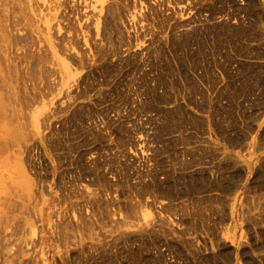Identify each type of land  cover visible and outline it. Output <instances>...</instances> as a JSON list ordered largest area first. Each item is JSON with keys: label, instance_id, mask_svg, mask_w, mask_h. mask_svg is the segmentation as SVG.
Here are the masks:
<instances>
[{"label": "rangeland", "instance_id": "374dc122", "mask_svg": "<svg viewBox=\"0 0 264 264\" xmlns=\"http://www.w3.org/2000/svg\"><path fill=\"white\" fill-rule=\"evenodd\" d=\"M0 264H264V0H0Z\"/></svg>", "mask_w": 264, "mask_h": 264}, {"label": "bare ground", "instance_id": "6f19581e", "mask_svg": "<svg viewBox=\"0 0 264 264\" xmlns=\"http://www.w3.org/2000/svg\"><path fill=\"white\" fill-rule=\"evenodd\" d=\"M226 100V99H225ZM189 101H191V98H190V100ZM188 101V104H190V102ZM192 101H193V99H192ZM191 101V102H192ZM227 101V100H226ZM230 100H228V102H229ZM202 105H204V103H202V102H200ZM230 103V102H229ZM242 104V103H241ZM186 106V105H185ZM189 107H190V105H188ZM230 115V114H229ZM209 116H211V118H213V119H217V117L215 116V115H213V114H211V115H209ZM231 116V115H230ZM190 117V116H189ZM219 118H224V117H221V116H218ZM190 118H192V117H190ZM194 118V117H193ZM196 119V118H195ZM187 120V119H186ZM188 121H189V119H188ZM190 122V121H189ZM196 122V121H195ZM193 123V122H192ZM194 125H196V126H192V127H197V123H193ZM232 126H234V124H233V122H223V125H221V126H218V127H215V131L217 132V133H220V132H223V133H225L226 134V132L227 133H234V135H237V133H239L240 132V130L238 129V128H240V127H236L235 126V128H237V130H233V129H231L230 130V128L232 127ZM195 129V128H194ZM241 129V128H240ZM24 191H25V201H27V202H29L30 201V199H32L31 198V195H32V192H31V190H30V188H28V187H26V185L24 186ZM34 197V196H33ZM34 200H36V198L34 199ZM37 202V201H36ZM36 205H38V204H36ZM33 206H34V204H33ZM32 215H33V217H36V218H34V219H32V218H29V220L27 221V222H25L26 224H25V226H27V228H28V232H29V237H30V239H31V242L33 243V242H35V240L36 241H38L39 239L40 240H42L41 238H40V229H38L39 227H37L38 225V223L37 222H39V221H37L38 220V218H39V216H40V218H41V221L40 222H42V209H40L39 211L37 210V209H35V208H33L32 207ZM35 219H37L36 221H35ZM34 221L36 222V225L37 226H35V223H34Z\"/></svg>", "mask_w": 264, "mask_h": 264}, {"label": "crops", "instance_id": "0c3cea01", "mask_svg": "<svg viewBox=\"0 0 264 264\" xmlns=\"http://www.w3.org/2000/svg\"><path fill=\"white\" fill-rule=\"evenodd\" d=\"M229 118V117H228Z\"/></svg>", "mask_w": 264, "mask_h": 264}]
</instances>
